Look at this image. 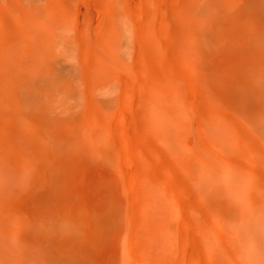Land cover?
<instances>
[{
	"label": "rangeland",
	"instance_id": "obj_1",
	"mask_svg": "<svg viewBox=\"0 0 264 264\" xmlns=\"http://www.w3.org/2000/svg\"><path fill=\"white\" fill-rule=\"evenodd\" d=\"M263 205L264 0H0V264H254Z\"/></svg>",
	"mask_w": 264,
	"mask_h": 264
},
{
	"label": "bare ground",
	"instance_id": "obj_2",
	"mask_svg": "<svg viewBox=\"0 0 264 264\" xmlns=\"http://www.w3.org/2000/svg\"><path fill=\"white\" fill-rule=\"evenodd\" d=\"M114 37V36H113ZM24 52V51H23ZM152 98V97H151ZM148 100V99H147ZM150 102V101H149ZM152 102V101H151ZM168 102V101H167ZM175 102V101H174ZM147 103V102H146ZM153 103V102H152ZM147 105H150L149 103L147 104ZM174 105V104H173ZM153 106H155L156 108H157V105H156V103L154 104L153 103ZM175 106V105H174ZM176 107V106H175ZM176 110V109H175ZM165 113V112H164ZM156 116H157V118H158V112H157V114H156ZM172 117H174V116H172ZM177 118V117H176ZM175 119V118H174ZM183 121V120H182ZM176 124V123H175ZM181 126V125H180ZM212 127H214V124H213V126ZM217 127V126H216ZM215 127V128H216ZM219 127V126H218ZM218 127H217V129H218ZM183 128V127H182ZM182 128H180V129H182ZM186 128V127H185ZM184 128V130H186L187 129V131H188V129L189 128H186L185 129ZM220 128V127H219ZM153 129V128H152ZM214 129V128H213ZM220 129H218L217 131H219ZM180 131V130H179ZM183 131V130H182ZM222 131V130H221ZM224 132V131H223ZM228 132V131H227ZM223 134V133H222ZM179 135V134H178ZM182 135H184V133L182 134ZM216 135V134H215ZM230 135V134H229ZM228 135V136H229ZM222 136V135H221ZM232 136V135H231ZM225 137V135L223 136V138ZM230 137V136H229ZM181 138V137H180ZM231 138V137H230ZM227 139H228V137L226 138V141H227ZM229 140H231V139H229ZM228 140V141H229ZM228 141H227V143H228ZM198 143V142H197ZM200 146V145H199ZM201 147H202V145H201ZM204 148V146L202 147V149ZM206 152V151H205ZM215 152H219V151H215ZM209 153V152H208ZM214 153V152H213ZM215 154H217V153H215ZM215 156H217V158H218V154L217 155H215ZM216 158V157H215ZM219 159H220V156H219ZM221 160V159H220ZM223 161V160H222ZM221 161V162H222ZM186 162V161H185ZM231 167V166H230ZM229 168V167H228ZM232 168V167H231ZM235 169V168H234ZM218 170V169H217ZM241 175H239V176H237L238 178H241L240 177ZM218 178H220L222 181H224V182H226V183H229L228 181H227V179H226V177L222 174V173H220V172H218ZM253 182V181H252ZM231 186V185H230ZM147 187V186H146ZM148 188V187H147ZM231 188H233V189H235V187L232 185L231 186ZM145 192V191H144ZM146 192H149V191H146ZM141 193H143V192H141ZM149 193H151V192H149ZM147 194V196L148 195H150V194ZM152 194H153V192H152ZM250 194V193H249ZM143 195V197H145L144 196V193L142 194ZM152 196V195H151ZM154 196H155V194H154ZM258 196V195H257ZM149 197V196H148ZM147 197V198H148ZM158 197H160V196H158ZM157 197V198H158ZM153 197H151L150 199H152ZM145 199H146V197H145ZM160 199H162V198H160ZM253 199V198H252ZM143 200V199H142ZM151 201V200H150ZM255 201V200H254ZM142 202H144V201H142ZM152 202H155V199L153 198V200H152ZM152 202H148L150 205H152L153 203ZM163 202V201H162ZM164 203V202H163ZM259 203V202H258ZM161 204V203H160ZM264 206V205H263ZM156 207V206H155ZM160 207V206H159ZM262 207V206H261ZM260 207V208H261ZM262 210V209H261ZM244 223H245V227H246V229H248L247 227H249V222H247V221H244ZM263 226H264V223H263ZM231 232V231H230ZM239 234V233H238ZM251 234H253V238H252V248H254V249H256V251H254V255H253V257H252V262L254 263V264H264V227H260V226H256L254 229H253V231L251 232ZM234 239V238H233ZM240 242L242 243V244H247V242H246V239H244V238H240ZM159 245V244H158ZM3 247V246H2ZM4 247H6L7 248V246H5L4 245ZM163 247V246H162ZM165 247V246H164ZM162 250H163V248H161ZM166 249V248H165ZM9 250V249H8ZM158 250H159V247H158ZM161 250V251H162ZM161 251H159V252H161ZM165 250H163V252H164ZM3 252H5V251H3ZM163 252H161V254L163 253ZM233 252V251H232ZM2 253V252H1ZM239 253V252H238ZM3 255V254H2ZM6 255V254H5ZM159 256H162L163 257V255H159ZM233 256V255H232ZM162 257H161V259H162ZM238 258V257H237ZM240 258V257H239ZM159 259V258H158ZM249 259V258H248ZM248 259H247V263H248ZM251 259V258H250ZM234 260V259H233ZM161 261V260H160ZM246 263V264H247ZM163 264V263H162ZM237 264H238V262H237Z\"/></svg>",
	"mask_w": 264,
	"mask_h": 264
}]
</instances>
